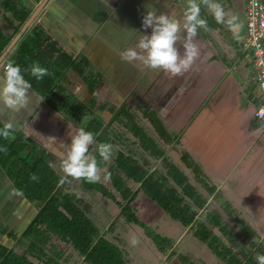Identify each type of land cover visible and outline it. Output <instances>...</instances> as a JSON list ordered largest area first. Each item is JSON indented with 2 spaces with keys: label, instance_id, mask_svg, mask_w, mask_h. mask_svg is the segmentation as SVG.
<instances>
[{
  "label": "crops",
  "instance_id": "crops-1",
  "mask_svg": "<svg viewBox=\"0 0 264 264\" xmlns=\"http://www.w3.org/2000/svg\"><path fill=\"white\" fill-rule=\"evenodd\" d=\"M14 1L18 3L19 10L16 16L6 13L10 21L0 12V33L7 39L0 55L42 0ZM216 2L220 3L219 0ZM146 5L157 10V15L174 11L177 17H182L187 0H108L107 5L101 0H47L10 47L0 62V70L4 63L14 62L17 44L31 26L40 25L59 44L61 51L80 60L77 64L79 68L54 64L51 69L55 82L64 88L63 94L89 107L81 120L88 116L99 118L102 122L100 131L103 132L115 121L129 126L128 119L133 122L132 117L137 115L135 111L140 112L151 127L146 133L152 139L149 146L154 144L155 136L162 141H165L163 137H167L169 140L165 142L175 148L178 156L172 163L193 187V180H202V186L194 189L198 196L203 197L199 199L203 203L201 206L194 202L190 204L196 210L194 220L203 223L223 241L219 235L223 229L222 217L234 215L243 222L244 233L253 237L251 247L254 251L250 253H258L264 248V128L255 115L260 98L254 81L251 54L242 45L244 28L240 30L238 26L241 18L236 17L231 0L221 4L226 8L225 21L233 16L237 18L235 25L229 26L226 31L228 36H242L241 44L238 43L236 48L233 38L231 41L234 44L219 38L216 41L214 36L220 35L223 23H217L212 13L201 5L200 16H207L204 19L209 29H198L195 38L201 55L188 72L172 76L163 70H153L139 62L130 64L121 59L123 51L135 47L139 35L151 34L150 28L142 27L148 10ZM24 13L27 16L20 22ZM176 47L182 55L184 49L181 44L177 43ZM217 47L224 48L225 53H219ZM88 78L97 80L95 97L89 90ZM45 94L32 86L26 107L18 112L8 110L0 102V127L11 121L13 132H18L11 142L22 141L21 137H25L35 147L40 145L46 151L48 165L55 175L63 178L61 160L65 148L61 145L70 143V129L74 132L82 125L53 108ZM93 99L95 102L90 107ZM108 106L113 107L116 113L124 109L117 118L113 117L114 111H110ZM111 118L114 119L111 121ZM158 122L167 133L163 137L155 127ZM140 126L129 127L136 137L139 128L146 132ZM91 148L92 145L89 151ZM26 153L27 148L18 155ZM162 153L166 156L170 152L163 150ZM153 170L150 168L148 171ZM60 185L57 182L54 191ZM149 203L153 204L152 201ZM210 205L214 206V210ZM38 210L34 201L18 190L4 164L0 163V262L9 259L19 264H89L69 240L61 239L45 223L32 222ZM175 222L182 227L180 234L173 241L168 239L167 250L160 251L156 246L157 252L170 258L177 247L180 257L186 260L189 257L195 260V264H222L223 259L205 241L195 236L193 231L189 234L192 222L187 225ZM99 232L103 235L101 230ZM222 232L225 234L224 229ZM165 238H168L167 235ZM126 257L129 264H134L132 257Z\"/></svg>",
  "mask_w": 264,
  "mask_h": 264
},
{
  "label": "trees",
  "instance_id": "trees-1",
  "mask_svg": "<svg viewBox=\"0 0 264 264\" xmlns=\"http://www.w3.org/2000/svg\"><path fill=\"white\" fill-rule=\"evenodd\" d=\"M14 2V0H3L0 4V12L8 21H10V16L6 14L7 12L13 16L18 14V3L16 2V4ZM26 16L27 13L22 14L19 19L20 22H23ZM6 42L7 39L0 33V51L5 46ZM74 58L63 52V50L61 51L59 44L52 39L40 25L33 24L17 44L14 63L21 67L25 79H27L33 87L37 88L40 92L46 93L45 97L53 108L59 109L74 123L79 124L81 122L80 125H82V128L86 131L98 134L96 135V139L102 141L105 135L104 132L100 131L102 127L101 120L97 117L81 120L85 112L89 111V107L82 101L74 100L69 95L63 94L64 88L61 84L55 82L54 75L45 76L42 80L38 81L28 72L23 71L29 68L34 61H38L42 67L47 68L52 74L54 71L51 69V66L54 64H60V66L67 65L73 68L77 66V68H79L77 64L80 60L77 61ZM54 66L52 67L54 68ZM86 81L90 87V92L95 97V87L97 85L95 81L97 80H90L88 78ZM94 102L95 99L91 101L90 107ZM103 107L105 106H101V108ZM107 108L110 111L115 110L110 106ZM123 109L124 108L119 109L118 113L114 111L113 117L119 118L118 115L122 113ZM113 119L114 118H111V121ZM120 119L123 118L120 117ZM129 119L128 123L131 122V120L129 122ZM155 127L161 137L167 134L160 122L155 124ZM137 137H139L143 149L151 150L148 143H151L152 139L145 131L139 128ZM21 139L22 141L18 139L17 142L5 143L2 137H0V147L7 148L6 153L0 151V157H4L3 164L6 172L18 190L29 200L34 201L39 207L32 222L45 223L48 228L56 231L61 239L69 240L71 246L83 257V260L89 264H129L123 255L122 249L115 242L101 235L99 229L87 217L85 212L75 202L71 201V196L73 195H65L61 192V183L59 186L60 188L54 191L57 189V182H60L62 177L55 175L53 169L48 165L47 159L45 158L46 154H44L46 152L45 149L40 145L35 147L28 138L21 137ZM163 139L165 141L169 140L167 137H163ZM26 148L27 153L24 156L18 155L22 149ZM158 153L161 154L162 151L159 150ZM184 159L186 158L184 157ZM115 160V165L110 166L107 173L111 174L110 180L114 188L117 189L120 197L124 200L123 202L116 199V194L107 189L101 182L88 183L82 179L83 185L88 188H95L118 202L120 206L119 212L125 215L127 221L134 222L141 226L145 234L152 239L158 249L160 251H165L166 238L153 231L149 225L136 215L134 209L130 206V202L136 197L138 189H142L143 192L167 212L172 219L179 221L183 225L193 222L196 213V210L191 207L189 202L185 201L183 196L187 195L199 206H201L203 202L199 200L200 197H198L194 187L188 182L187 177L180 172L173 163H168L167 174L181 187V193L175 187L168 186L164 177H156L154 171H148L144 165L139 163L132 155L119 151ZM119 171H121L126 178L138 183L135 190L125 185ZM33 173L39 177L38 181L30 179ZM199 180L202 181L201 179ZM194 235L205 241L209 248L222 258L226 264H257L256 257H254L252 253H242V255H238L232 252L229 248L221 244V241L216 235L201 222L196 223ZM258 254H264L263 247L258 251ZM182 260L186 259L182 258ZM0 264H19V262L4 259Z\"/></svg>",
  "mask_w": 264,
  "mask_h": 264
},
{
  "label": "rangeland",
  "instance_id": "rangeland-1",
  "mask_svg": "<svg viewBox=\"0 0 264 264\" xmlns=\"http://www.w3.org/2000/svg\"><path fill=\"white\" fill-rule=\"evenodd\" d=\"M217 1V0H216ZM232 3L235 5L234 11L236 13L237 18H241V21L238 20V26L241 28H244L243 23L244 17H243V1L242 0H231ZM220 4H223L225 0H219ZM226 12V8H224ZM208 10H205L207 12ZM203 18H206L205 16H202ZM201 17V18H202ZM236 18V20H237ZM243 20V21H242ZM224 24V25H223ZM221 27V32L218 37L214 36L215 39L219 38V40L223 39L224 41H227L232 43L231 40H235L234 43L236 44V48L238 47V43L241 44L242 36H228L229 34L226 32L228 31V23H223ZM232 27V26H231ZM212 33V31H211ZM213 34V33H212ZM226 34V35H225ZM233 38V39H232ZM240 38V39H239ZM220 40V41H221ZM217 41V39H216ZM232 43V44H234ZM242 47V46H240ZM219 50V53H225L224 48L217 47ZM235 51V50H234ZM237 52V51H236ZM233 56L236 55L232 54ZM134 114L135 116L132 117L133 122L131 120V123H129V126H125L122 124L117 123L116 121L111 124L110 127L107 129H104V135L105 139L103 141L96 140V143L93 144L92 148L89 151V156H95L97 160L99 161V166L102 169V177L105 173H107L110 166H114L116 163L115 157L119 151H123L125 154L132 155L135 157V159L141 163L143 161V165L146 167V169H153L154 168V174L156 177H164L165 181L168 186L175 187L180 193H181V187L177 185L173 179L170 178V176L167 174V165L168 163H172V161H176L178 158L177 154L175 153V148L173 146L171 147L169 144H167L165 141H162L159 137L155 136V142L152 144L149 148L151 150H144L140 146V141L137 139L135 135L132 134L131 129H129L130 126L135 125H141L146 130V133L151 130L150 125L145 121L143 116L140 114V112H137ZM89 117V116H88ZM87 117V118H88ZM128 118V117H126ZM145 121V122H144ZM140 126V127H141ZM17 131H12L11 136L8 139H5L2 137V139L6 142L13 141V138L17 136ZM2 140V141H3ZM99 143H110L113 146V155L109 162L105 163L98 154V144ZM165 151V153H168V155L159 154L158 151ZM153 151L151 154L147 152ZM4 157L0 158V163H3ZM118 171V170H117ZM123 181L125 182V185L127 187H130V189H134L137 187L138 183L132 181L129 178H126L125 175L121 171H119ZM167 175V176H166ZM169 176V177H168ZM111 179V178H110ZM102 180L100 181L103 183L107 189L110 191H113L116 194V199H118L120 202H123L124 200L120 197L118 194L117 189L114 188L113 183L111 180ZM189 182V181H188ZM194 187H201L203 182H198L196 180H193ZM61 192L63 194L67 195H73L71 196V201L78 203L79 207L86 213H88L89 216H87L89 219H92L94 221L93 224L97 227H99V231L101 230L104 237L108 240H111L115 242L123 252V255L125 258L126 255L132 257L134 264H195V260H190L188 257L187 260H182L180 257V254L178 253V248L175 247L171 253V257H164L160 252H157L158 249L156 248L155 243L152 241V239L147 236L141 226L138 224L127 221L124 214L120 213V206L118 202L113 200L112 198L108 197V195H104L102 192L98 191L95 188H88L82 183V179H73L71 177L67 178V182L62 184ZM197 193V192H196ZM185 201L189 202L190 204L193 202L192 199H190L187 195L183 196ZM199 199L201 200V196ZM149 201H152L153 204H150ZM220 204V203H219ZM221 205V204H220ZM130 206L136 210L137 216L144 220L147 225L150 226V228L162 235L166 238L165 242V248L168 246L169 240L173 241L175 238L180 234V229H182L181 225L177 222H175L174 219H172L167 212H165L158 204L153 202L149 198L148 195H146L142 189H138V192L136 194V197L134 200L130 202ZM192 207V206H191ZM214 206L210 205V208L213 209ZM193 208V207H192ZM214 210V209H213ZM222 223L223 229L225 231V234L222 232V230L219 231L221 244L229 248L232 252L237 253L238 255H242L245 253H250L251 251H254L252 249L251 245L254 243L253 237L248 235L247 233H244L245 226L243 222H241L239 219H237L234 215L226 216L223 215L222 217ZM97 220V221H96ZM191 225V227L188 229L189 234H192V231L194 233V228L196 226V223H198V220L195 219ZM188 234V233H187ZM133 237H136L139 241L138 244L132 245L131 239ZM220 242V241H219ZM228 245V246H227ZM169 248V247H168ZM167 250V249H166ZM173 254V255H172ZM253 256H257V251L252 252ZM256 255V256H255ZM78 256V255H77ZM79 257V256H78ZM222 264H226L223 260Z\"/></svg>",
  "mask_w": 264,
  "mask_h": 264
},
{
  "label": "clouds",
  "instance_id": "clouds-1",
  "mask_svg": "<svg viewBox=\"0 0 264 264\" xmlns=\"http://www.w3.org/2000/svg\"><path fill=\"white\" fill-rule=\"evenodd\" d=\"M107 5L108 0H101ZM201 5L205 6L214 16L217 23H225L234 26L236 17L225 21L226 12L223 6L216 0H187V8L182 17H177L174 11L161 12L157 15V10L150 9L148 5L147 13L143 17L142 27L151 29V34L139 35L135 47H129L121 53V59L130 63H140L153 70H163L172 76H179L192 69L196 60L200 57L201 51L195 38L198 29H208V22L201 18ZM181 44L184 49L181 55L180 49L176 47ZM23 71L28 72L36 80H42L52 73L42 67L38 61H34L29 68ZM0 72L2 86H0V102L10 111L18 112L25 108L29 100V90L31 83L25 79L21 67L14 62H8ZM264 112V110H262ZM11 121L6 122L0 128V137L8 139L13 131ZM69 144H62L65 148L62 155L61 168L64 177L60 180L63 184L67 178L83 179L88 183H98L102 180H109L110 173H105L102 177V169L95 156H89V147L96 143V135L84 128H79L73 132L70 129ZM55 139L54 137H48ZM99 157L105 162H109L113 155V146L110 143L98 144ZM0 151L7 152L6 147H0ZM33 181H38L39 177L33 173L30 176ZM131 244L139 243L136 237L131 239ZM257 264H264V254L256 256Z\"/></svg>",
  "mask_w": 264,
  "mask_h": 264
},
{
  "label": "built area",
  "instance_id": "built-area-1",
  "mask_svg": "<svg viewBox=\"0 0 264 264\" xmlns=\"http://www.w3.org/2000/svg\"><path fill=\"white\" fill-rule=\"evenodd\" d=\"M245 5L243 48L251 54L255 84L259 102L255 107L256 117L264 128V0H242ZM7 63H4V66Z\"/></svg>",
  "mask_w": 264,
  "mask_h": 264
},
{
  "label": "water",
  "instance_id": "water-1",
  "mask_svg": "<svg viewBox=\"0 0 264 264\" xmlns=\"http://www.w3.org/2000/svg\"><path fill=\"white\" fill-rule=\"evenodd\" d=\"M47 0H42L39 5L36 7V9L31 13L29 17L25 20L22 27L18 31V33L15 35V37L10 41V44L2 51L0 55V62L5 57L6 53L9 51L10 47L18 40V38L21 36V34L25 31V29L28 27V25L33 21V19L36 17L39 10L43 7Z\"/></svg>",
  "mask_w": 264,
  "mask_h": 264
},
{
  "label": "bare ground",
  "instance_id": "bare-ground-1",
  "mask_svg": "<svg viewBox=\"0 0 264 264\" xmlns=\"http://www.w3.org/2000/svg\"><path fill=\"white\" fill-rule=\"evenodd\" d=\"M244 9H245V5H244Z\"/></svg>",
  "mask_w": 264,
  "mask_h": 264
}]
</instances>
